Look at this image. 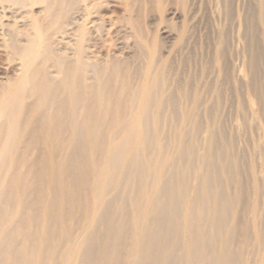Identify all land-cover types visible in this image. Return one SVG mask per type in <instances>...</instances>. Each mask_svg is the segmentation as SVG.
Listing matches in <instances>:
<instances>
[{"label": "bare ground", "instance_id": "6f19581e", "mask_svg": "<svg viewBox=\"0 0 264 264\" xmlns=\"http://www.w3.org/2000/svg\"><path fill=\"white\" fill-rule=\"evenodd\" d=\"M170 1L0 0V264H264V145L248 156L220 116L228 89L264 128V0H215L248 73L225 62L203 115L228 29L182 77L145 23Z\"/></svg>", "mask_w": 264, "mask_h": 264}, {"label": "rangeland", "instance_id": "374dc122", "mask_svg": "<svg viewBox=\"0 0 264 264\" xmlns=\"http://www.w3.org/2000/svg\"><path fill=\"white\" fill-rule=\"evenodd\" d=\"M173 1V2H172ZM170 1L169 4H171V6L167 5L165 6L164 10L162 11V13H155L154 14H150V15H146L145 16V23L146 25L152 30L154 31V33H156V39L158 40V42H160V47H161V53L165 55V57L170 61V59L172 60L170 62H172V64H176V70L180 72H182L184 70L183 75L182 73H180V75L182 77H187L188 75H192V74H199V72L201 71L200 69L203 67V66H207L209 65L210 63H208L212 56L214 55L212 53L211 50H213V45L212 46H209L208 45L206 46V39H207V35L210 34L212 37H213V40L215 42L218 43V37H219V32L225 28L228 29V40H231V41H228V44H227V56L226 58H217V62L216 64L214 65V63H211L209 65V69L213 72H208L207 71L205 72V74L202 76V80H201V88L207 86V85H210L212 86V88H210L207 92L206 88L202 89V102H201V106H200V112H202L201 114L203 115L204 111L208 108V106H211L212 103L214 102L213 100V97L215 96L214 95V90L213 88L216 87L217 85V79L218 77H221L222 74H223V68H224V65H225V62H227V64L229 65L230 67V73H231V77H232V82H238V80L240 81V78H241V75L240 74H246L248 73V66H247V43H246V40L245 38H242L241 35L238 34V32L236 31L237 29V25L236 23H232L230 22V28H229V19L226 18V15L224 16L223 15V12H222V9L221 7L219 6V10L217 9V4H216V1L215 0H193L192 3L191 1H189L188 3H186L185 5H182L180 3L177 2V0H172ZM200 1V2H199ZM207 3H206V2ZM196 2V3H195ZM240 2V3H239ZM246 2L248 3L247 0H235V9H238L239 13H243V10H244V7L246 5ZM204 3V5H203ZM245 5H243V4ZM207 4V5H206ZM240 4V6H239ZM181 5V6H180ZM215 5V6H214ZM213 6V7H212ZM181 7V8H180ZM203 7V8H202ZM241 7V8H240ZM169 10H167V9ZM199 8V9H198ZM243 8V9H242ZM189 13H188V11ZM198 9V10H197ZM208 9L211 10V12H207L209 11ZM215 9H217L219 12L218 14H216V11ZM167 12H166V11ZM182 12H181V11ZM192 10V11H191ZM175 12V13H174ZM191 13V14H190ZM195 13V14H194ZM206 15H204V14ZM211 13V14H210ZM240 13V14H241ZM168 15V16H167ZM218 15V16H216ZM157 16V17H156ZM203 16V17H202ZM208 16L209 19L211 20H208ZM224 18H223V17ZM181 17V18H180ZM199 17H202L199 18ZM213 17V18H212ZM218 17V18H217ZM222 17V19H221ZM167 18V19H166ZM176 18V19H175ZM184 18V19H183ZM166 19V20H165ZM192 22H191V20ZM206 19V20H205ZM214 19V20H213ZM218 19V21H217ZM213 20V21H212ZM220 20V21H219ZM215 21V22H214ZM195 22V23H194ZM210 22V23H208ZM219 22V23H218ZM222 22V23H221ZM228 22V23H227ZM212 23V24H211ZM182 24H185L187 25V27L189 26V35H190V40H189V43L187 44V46H184L181 48V45L184 43V41L182 40H176L174 39L173 37H171L170 35H168L165 31L167 32H172V33H177L179 27L182 25ZM191 24H192V27H191ZM211 24V26H210ZM228 24V26H227ZM198 28H197V26ZM208 25V26H207ZM218 25V26H217ZM223 26V27H221ZM227 26V27H226ZM167 27V28H166ZM212 27V29H211ZM225 27V28H224ZM193 28V29H192ZM195 28L197 30V32L195 31ZM233 28V29H232ZM211 29V31H210ZM218 29V31H217ZM169 30V31H168ZM213 30V31H212ZM193 31V33H192ZM209 31V32H208ZM217 31V32H216ZM231 31V32H230ZM235 31V32H234ZM208 33V34H207ZM230 33V34H229ZM191 34H193L191 36ZM197 36H196V35ZM238 34V35H236ZM204 35V36H203ZM231 35V36H230ZM235 35V36H234ZM174 36V35H173ZM195 36V37H194ZM230 36V37H229ZM216 37V38H215ZM197 38V39H196ZM236 38V39H235ZM196 41H195V40ZM243 39V40H242ZM192 40V41H191ZM238 40V41H237ZM240 41V42H239ZM245 41V42H244ZM198 42V43H197ZM200 43V44H199ZM164 44V45H163ZM197 44V45H196ZM204 44V45H203ZM180 45V46H179ZM191 45V46H190ZM168 46V47H167ZM195 48H194V47ZM179 47L181 48V50H179ZM192 47V48H191ZM205 47V48H204ZM206 47H208L206 49ZM211 47V48H210ZM245 47V48H244ZM164 48V49H163ZM188 48H191V49H188ZM200 48V49H199ZM178 49V50H177ZM193 49V52H192V56H190V58H187V54L189 53L190 50ZM196 49V50H195ZM206 49V50H205ZM211 49V50H210ZM246 50V51H245ZM243 51V58L240 56L242 54ZM127 52V51H126ZM178 52V53H177ZM180 52V53H179ZM211 52V53H210ZM240 54H239V53ZM186 53V54H185ZM233 53V54H232ZM236 53V54H235ZM180 54V56L178 55ZM230 54V55H229ZM175 55V56H173ZM236 55V56H235ZM195 57L192 59V57ZM202 56V57H201ZM230 56V57H229ZM186 58V59H183ZM207 57V58H206ZM238 57V58H237ZM176 58V59H175ZM198 58V59H197ZM205 58V59H204ZM229 58V60L227 59ZM189 59V60H187ZM192 59V60H191ZM233 59V60H232ZM238 59V60H237ZM176 60V61H174ZM200 62H199V61ZM205 62H204V61ZM226 60V61H225ZM224 61V63H223ZM229 61V62H228ZM243 61V62H242ZM6 62V61H5ZM183 62V63H182ZM186 62V63H185ZM189 62V63H188ZM196 62H199L198 65ZM238 62V63H237ZM188 63V64H187ZM195 63V66L193 65ZM222 63V64H221ZM242 63V64H241ZM182 64H184L182 66ZM192 64V65H191ZM232 64V65H231ZM217 65V66H216ZM231 65V66H230ZM234 65V66H233ZM238 65V66H236ZM182 66V67H181ZM187 66V67H186ZM194 66V69L192 68ZM202 66V67H201ZM212 66V67H211ZM223 66V67H222ZM241 66V67H240ZM247 66V67H246ZM186 67V69H185ZM198 67V68H197ZM240 67V68H239ZM182 68V69H181ZM188 68V69H187ZM217 68V69H216ZM232 68V69H231ZM239 68V69H238ZM242 68V69H241ZM247 68V69H246ZM12 69V68H11ZM193 69V70H192ZM182 70V71H181ZM186 70V71H185ZM189 70V71H188ZM200 70V71H199ZM188 71V72H187ZM199 71V72H198ZM242 71V72H241ZM9 72V70H8ZM218 72V73H217ZM216 73V74H215ZM12 72H9V75H11ZM209 74V75H208ZM244 74V75H245ZM206 75V76H205ZM216 77H215V76ZM214 76V77H213ZM208 77V78H206ZM217 78V79H216ZM204 80V81H203ZM206 80V81H205ZM210 84H209V83ZM204 83V84H202ZM212 89V90H211ZM204 91V92H203ZM210 91V92H209ZM209 93V94H208ZM242 93V92H241ZM224 94L223 95V99L224 101L223 102V107H222V110L220 111V116H221V120L224 121L225 125H226V128L229 132L233 133L234 131V134L236 132H238V137L240 139V143H241V149L243 150H246L247 152V155L248 156H251L253 157L254 154H253V149H252V143L255 141V142H261L263 143L264 145V128L263 130H257L255 127H254V121L251 119V123L252 124H249L248 126H243L241 127L239 125V123L241 122L240 120H242V116L243 114H241L242 112H239L240 109L238 107V95L236 96H231L232 94L229 92L228 89H226V91H224ZM250 96V94H249ZM212 97V98H211ZM236 97V98H234ZM253 97V96H251ZM215 98V97H214ZM235 99V100H233ZM212 100V101H211ZM231 100V102H230ZM207 101V102H206ZM231 103V104H230ZM234 103V104H233ZM229 104V105H228ZM233 105V106H232ZM237 105V107H236ZM204 106V108H203ZM237 109H235V107ZM203 110V111H202ZM234 111V114L233 112ZM249 113V112H248ZM245 114H246V110H245ZM233 115V116H232ZM236 115V116H235ZM232 116V117H231ZM238 117H241V118H238ZM206 121V122H205ZM204 122H205V126L208 125L210 123V120L208 118H204ZM230 122V123H229ZM235 122V123H234ZM236 122H238V125L236 124ZM234 124H235V127H234ZM191 125L193 126V123L192 122H189L188 123V126L186 124L187 127H191ZM239 126V127H237ZM254 129H253V127ZM236 129H239L241 130L239 132V130L236 131ZM256 130V131H255ZM263 131V135L260 134V132ZM258 132V133H257ZM204 133L205 131L203 130L202 133L199 134V136L197 137L198 140H201V137H204ZM251 136V137H250ZM251 138V139H250ZM256 140H255V139ZM259 138V139H258ZM250 144V145H249ZM253 154V156H252Z\"/></svg>", "mask_w": 264, "mask_h": 264}]
</instances>
